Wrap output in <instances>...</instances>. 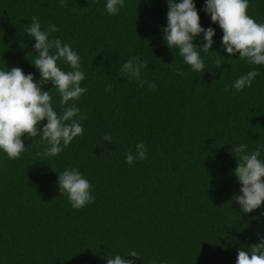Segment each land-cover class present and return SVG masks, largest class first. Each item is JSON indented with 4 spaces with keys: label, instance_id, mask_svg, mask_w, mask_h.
<instances>
[{
    "label": "trees",
    "instance_id": "16d2710c",
    "mask_svg": "<svg viewBox=\"0 0 264 264\" xmlns=\"http://www.w3.org/2000/svg\"><path fill=\"white\" fill-rule=\"evenodd\" d=\"M106 3L0 0V70L21 67L40 80L30 61L38 56L36 41L26 31L35 16L42 30L56 25L50 39L79 55L87 88L69 101L85 116L83 134L61 153L45 157L41 134L22 137L17 159L0 150V264H107L115 255L135 264H236L238 249L250 254L264 237V204L244 213L235 201L242 184L230 151L246 144L249 154L259 148L264 161V65L227 53L206 0H194L201 26L215 29L212 50L197 49L201 72L164 39L168 0H125L115 15ZM248 14L264 23V0H249ZM203 36L194 43L202 45ZM134 57L148 60L141 79L154 89L120 76ZM57 63L71 70L63 59ZM251 70L259 73L251 87L225 91ZM41 87L60 114L58 90L51 82ZM140 142L147 158L127 164ZM67 168L89 180L93 203L74 209L60 194L58 172ZM133 250L139 257L128 255Z\"/></svg>",
    "mask_w": 264,
    "mask_h": 264
},
{
    "label": "clouds",
    "instance_id": "9594fccd",
    "mask_svg": "<svg viewBox=\"0 0 264 264\" xmlns=\"http://www.w3.org/2000/svg\"><path fill=\"white\" fill-rule=\"evenodd\" d=\"M125 0H107L106 10L115 15ZM167 26L163 29L164 39L170 49L177 48L186 64L196 72L204 70L205 65L200 57L198 48L205 53L212 50L215 29L201 26L199 11L194 0H168ZM60 5L66 7L65 0ZM249 0H206L205 11L210 14L213 23L219 24L223 30L222 43L230 56L239 54V58L246 59L251 65H264V23H258L248 14ZM27 34L35 39L34 49L38 56L31 63L40 71V80H34V75L26 74L21 67L0 70V150L9 159H17L25 150L22 137L27 134L33 138L41 134L42 141L48 147L44 151L45 157H54L63 151L75 137L83 134L81 120L85 116L80 109L69 101L78 100L87 92L81 87L85 73L81 71L80 57L69 44L60 38L50 39V33L58 31L56 25L49 24L47 30H42L41 22L35 16L26 29ZM204 33L202 45L194 43L195 38ZM55 50L54 53L50 50ZM63 59L70 66L69 71L62 70L57 61ZM148 60L134 57L127 60L119 70L121 77L135 79L140 86L145 84L154 89L156 84L141 79L142 69L148 67ZM219 60L216 67L221 66ZM176 71L183 75L177 65ZM259 75L256 70L240 76L225 91L234 87L242 91L251 87L253 80ZM51 82L61 97L60 114L54 110L49 91L43 90L41 85ZM112 84L107 85L106 91H111ZM47 119V123L40 129V122ZM106 142H112V136L105 134ZM246 144H239L230 150L238 160V167L234 174L242 184L241 194L234 195L244 213H251L264 204V161L259 159L261 152L257 148L250 154L246 152ZM148 149L143 142L135 147V155L129 152L126 163L131 165L135 159L147 158ZM59 173L60 194L66 195L74 209H81L94 202L91 194V184L76 168H67ZM249 251L244 247L238 249L236 264H264V237L256 244L250 245ZM129 256L139 257L136 251ZM107 264H135L132 259H125L121 255L108 258ZM166 264V262H161Z\"/></svg>",
    "mask_w": 264,
    "mask_h": 264
}]
</instances>
